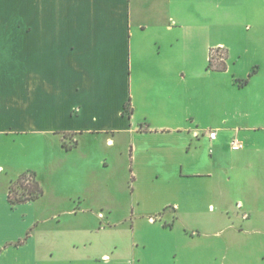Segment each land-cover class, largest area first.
Instances as JSON below:
<instances>
[{"label": "crops", "instance_id": "0c3cea01", "mask_svg": "<svg viewBox=\"0 0 264 264\" xmlns=\"http://www.w3.org/2000/svg\"><path fill=\"white\" fill-rule=\"evenodd\" d=\"M21 2L0 0V264H135L86 254L72 237L61 242L66 232L34 212L44 195L12 205L9 192L24 173L15 171L23 135L46 157L55 133L74 150L85 134L137 130L144 84L146 131L136 133L146 137V165L173 166L184 149L206 146V158L193 154L204 170L187 176L206 179L210 206L230 214L237 187L242 218L264 215V0H30L25 30ZM214 49L226 71L208 68ZM57 117L71 126L56 128Z\"/></svg>", "mask_w": 264, "mask_h": 264}, {"label": "rangeland", "instance_id": "374dc122", "mask_svg": "<svg viewBox=\"0 0 264 264\" xmlns=\"http://www.w3.org/2000/svg\"><path fill=\"white\" fill-rule=\"evenodd\" d=\"M16 12L27 29L30 0H22ZM139 91L137 130L85 134L70 151L63 142L73 145L74 140L55 133L44 141L46 157L36 152L40 141L35 136L23 135L15 171L35 170L44 190L34 212L50 218L58 235L66 232L61 242L72 237L81 251L100 259L114 252L135 264H264V215L251 216V223L242 218L235 205V195L241 194L237 187L231 190L230 214L212 208L206 179L187 176L204 170L193 154L206 158V146L197 152L184 149L181 162L173 166L146 165V137L136 133L146 131V84ZM68 122L57 117L55 126L65 129Z\"/></svg>", "mask_w": 264, "mask_h": 264}, {"label": "trees", "instance_id": "16d2710c", "mask_svg": "<svg viewBox=\"0 0 264 264\" xmlns=\"http://www.w3.org/2000/svg\"><path fill=\"white\" fill-rule=\"evenodd\" d=\"M220 57V50L212 51L208 66L210 70L221 72L227 70V64L225 61L220 60ZM247 83L248 80L241 83V85H245ZM125 113L128 116H131L133 113L130 101L125 105ZM67 149L70 150L71 148L67 147ZM16 184H19V190L14 189ZM43 195L44 190L37 180V175L33 172H28L21 174L18 179L12 181L9 192V201L12 205L24 204L29 201H36Z\"/></svg>", "mask_w": 264, "mask_h": 264}, {"label": "built area", "instance_id": "2783aa9c", "mask_svg": "<svg viewBox=\"0 0 264 264\" xmlns=\"http://www.w3.org/2000/svg\"><path fill=\"white\" fill-rule=\"evenodd\" d=\"M218 50H221V49H218ZM208 137L212 141L215 140L217 138V132L210 131L208 133ZM231 148H232L233 151H240L242 149V144H241V142L238 139H233L231 141Z\"/></svg>", "mask_w": 264, "mask_h": 264}]
</instances>
